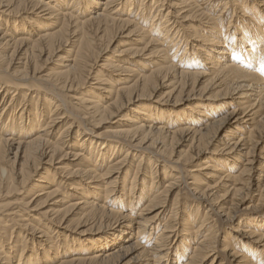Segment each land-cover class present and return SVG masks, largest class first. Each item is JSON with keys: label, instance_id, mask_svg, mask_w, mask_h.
I'll return each instance as SVG.
<instances>
[{"label": "bare ground", "instance_id": "obj_1", "mask_svg": "<svg viewBox=\"0 0 264 264\" xmlns=\"http://www.w3.org/2000/svg\"><path fill=\"white\" fill-rule=\"evenodd\" d=\"M226 263L264 264V0H0V264Z\"/></svg>", "mask_w": 264, "mask_h": 264}, {"label": "rangeland", "instance_id": "obj_2", "mask_svg": "<svg viewBox=\"0 0 264 264\" xmlns=\"http://www.w3.org/2000/svg\"><path fill=\"white\" fill-rule=\"evenodd\" d=\"M239 216H240V218H241L243 215L240 214ZM231 225H232V224H230V223H226V224L219 223V224H217V230H218L219 235H222V234L224 233V230H225L226 228L229 227V229H230V226H231ZM124 236H126V235H124ZM226 264H228V263H226Z\"/></svg>", "mask_w": 264, "mask_h": 264}]
</instances>
